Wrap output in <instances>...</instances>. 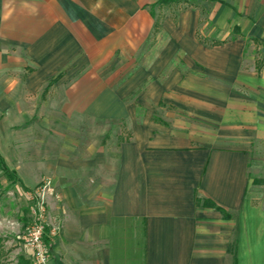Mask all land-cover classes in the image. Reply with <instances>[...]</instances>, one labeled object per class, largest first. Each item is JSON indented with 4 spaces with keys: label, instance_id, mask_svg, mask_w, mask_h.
<instances>
[{
    "label": "crops",
    "instance_id": "obj_1",
    "mask_svg": "<svg viewBox=\"0 0 264 264\" xmlns=\"http://www.w3.org/2000/svg\"><path fill=\"white\" fill-rule=\"evenodd\" d=\"M188 2L0 0L5 135L66 137L28 165L0 154L21 196L49 184L44 238L66 264H264V0L172 13ZM201 12L226 32L201 36ZM90 120L127 133L88 140Z\"/></svg>",
    "mask_w": 264,
    "mask_h": 264
},
{
    "label": "rangeland",
    "instance_id": "obj_2",
    "mask_svg": "<svg viewBox=\"0 0 264 264\" xmlns=\"http://www.w3.org/2000/svg\"><path fill=\"white\" fill-rule=\"evenodd\" d=\"M188 1L187 4L175 6L174 9L171 10L172 13H177L179 9L186 6H197L199 4V0ZM206 14V12H201L202 20L198 29L201 32L200 35L203 36L212 33V35L218 38L221 37L223 32L225 33L226 31H222L214 25L205 22ZM235 35V30H231L224 36L225 39H231ZM156 108L157 110L155 112L157 115L165 114V117L170 118V121L174 123H176V121H181L183 123L186 121L185 123L187 124V117H194V114H196L191 113L189 110H185V108L179 110L177 105L167 103L158 104ZM138 110L139 112L143 111V108H139ZM175 117L179 119L176 120L174 119ZM33 122L34 120L29 124L24 125L25 127L22 125L15 126L16 128L12 129L13 135H5L6 130H4V127L2 128V124L0 123V153L8 162L17 166L20 163L28 165L29 161L33 162L32 157L36 154L34 150L38 144L65 142V135L64 137L34 135L37 130H35ZM83 123V127L89 129L88 134H86L88 140H94L95 142L104 137L106 142L109 139H112L110 141H114L115 133L119 131V128L124 131L123 137L125 136V133H127V125L125 122L119 123L114 120H90L83 121ZM201 129H206L205 131L208 132L212 131H209L208 128ZM104 131H106L105 135ZM86 136L84 137L85 139H87ZM8 177L0 169V234L5 232V237H9V240H11L10 243H0V264H33L22 241L24 228L29 218L28 213L25 210L27 209L26 200L24 196H21L17 191L19 185L11 181L13 179V174ZM35 186L36 185L33 187Z\"/></svg>",
    "mask_w": 264,
    "mask_h": 264
},
{
    "label": "built area",
    "instance_id": "obj_3",
    "mask_svg": "<svg viewBox=\"0 0 264 264\" xmlns=\"http://www.w3.org/2000/svg\"><path fill=\"white\" fill-rule=\"evenodd\" d=\"M48 191L49 184L42 182L23 192L29 208V220L25 225L22 241L30 252L33 264H48L51 259L49 246L44 238L47 226L44 196Z\"/></svg>",
    "mask_w": 264,
    "mask_h": 264
},
{
    "label": "trees",
    "instance_id": "obj_4",
    "mask_svg": "<svg viewBox=\"0 0 264 264\" xmlns=\"http://www.w3.org/2000/svg\"><path fill=\"white\" fill-rule=\"evenodd\" d=\"M180 3V2H187V0H159V3ZM214 44H218V43H214ZM0 169L7 175H11V172L8 168V166L5 163V160L3 158V156L0 154ZM45 241L47 242V245L50 246L48 240L45 238Z\"/></svg>",
    "mask_w": 264,
    "mask_h": 264
},
{
    "label": "water",
    "instance_id": "obj_5",
    "mask_svg": "<svg viewBox=\"0 0 264 264\" xmlns=\"http://www.w3.org/2000/svg\"><path fill=\"white\" fill-rule=\"evenodd\" d=\"M49 251L53 257V261L55 264H66L65 262L61 260L60 256L57 253L53 252L51 249Z\"/></svg>",
    "mask_w": 264,
    "mask_h": 264
}]
</instances>
